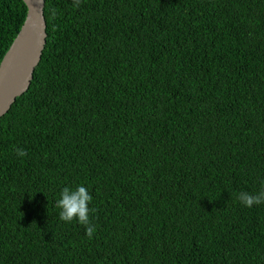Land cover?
<instances>
[{
  "label": "trees",
  "instance_id": "16d2710c",
  "mask_svg": "<svg viewBox=\"0 0 264 264\" xmlns=\"http://www.w3.org/2000/svg\"><path fill=\"white\" fill-rule=\"evenodd\" d=\"M28 7L0 0V64ZM0 120V264H264V0H45ZM27 156L19 157L16 150ZM89 188L96 231L60 220Z\"/></svg>",
  "mask_w": 264,
  "mask_h": 264
},
{
  "label": "water",
  "instance_id": "95a60500",
  "mask_svg": "<svg viewBox=\"0 0 264 264\" xmlns=\"http://www.w3.org/2000/svg\"><path fill=\"white\" fill-rule=\"evenodd\" d=\"M23 1L26 21L0 64V120L29 91L47 43L45 0Z\"/></svg>",
  "mask_w": 264,
  "mask_h": 264
},
{
  "label": "clouds",
  "instance_id": "9594fccd",
  "mask_svg": "<svg viewBox=\"0 0 264 264\" xmlns=\"http://www.w3.org/2000/svg\"><path fill=\"white\" fill-rule=\"evenodd\" d=\"M19 157L27 156L24 149L16 150ZM59 199L56 201L57 207L60 209V220L68 223L78 221L86 227V232L89 237H92L96 231L95 225L91 222L90 214L94 211L89 207L93 201L89 188L81 184L75 188L66 186L59 193ZM238 199L242 205L248 208L264 204V191L255 195L252 193L241 191Z\"/></svg>",
  "mask_w": 264,
  "mask_h": 264
}]
</instances>
